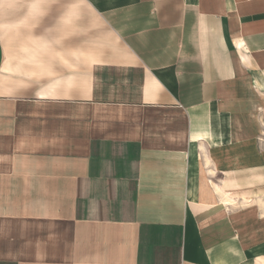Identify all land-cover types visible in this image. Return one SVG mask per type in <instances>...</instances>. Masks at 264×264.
<instances>
[{
    "label": "crops",
    "instance_id": "1",
    "mask_svg": "<svg viewBox=\"0 0 264 264\" xmlns=\"http://www.w3.org/2000/svg\"><path fill=\"white\" fill-rule=\"evenodd\" d=\"M0 13V264H264V0Z\"/></svg>",
    "mask_w": 264,
    "mask_h": 264
},
{
    "label": "rangeland",
    "instance_id": "2",
    "mask_svg": "<svg viewBox=\"0 0 264 264\" xmlns=\"http://www.w3.org/2000/svg\"><path fill=\"white\" fill-rule=\"evenodd\" d=\"M1 14V13H0ZM5 22L3 19L0 18V34L3 37V40L5 41V45L7 44L9 49L13 47L14 44L10 43L12 37L8 35L6 27H5ZM13 40V39H12Z\"/></svg>",
    "mask_w": 264,
    "mask_h": 264
}]
</instances>
